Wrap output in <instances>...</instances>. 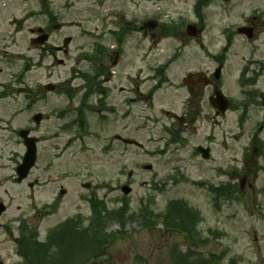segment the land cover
<instances>
[{"label": "rangeland", "instance_id": "rangeland-1", "mask_svg": "<svg viewBox=\"0 0 264 264\" xmlns=\"http://www.w3.org/2000/svg\"><path fill=\"white\" fill-rule=\"evenodd\" d=\"M193 2L195 0H0V69H3L0 81L8 82L24 73L23 80L26 83L32 84L34 88L42 87V93L47 95L40 97L33 109L32 114L36 110L45 117L38 132L45 138L38 146L37 163L23 182H17L15 168L21 161L25 147L19 143L17 134L4 128V122L10 119L11 114L17 113L16 109L20 107L17 103L24 107V101L18 98L15 103L0 100V114L5 115L0 118V202L7 207L1 223L11 230L8 232L0 229V260L7 262L18 259L15 256L13 237L19 234L20 227L26 225L28 230L36 229L40 242L46 239L51 228L67 218L80 215L84 223L81 231L87 233L88 238L95 237L102 241V264H174L169 256L174 245L180 246V257L186 254L187 247L191 248L189 254H199L190 261L186 258L188 263L218 258L215 264H264V70L255 84L250 85L253 76H246L248 88L256 90L260 97L248 111L244 109L243 126L239 124L240 109H231L213 119V111L208 106L206 114L212 117L201 121L197 132L189 127L184 131L181 142L171 144L167 129H172L175 114L182 112L184 97L175 96L178 83L171 81L174 77L172 71L168 70L166 75L171 78L158 92L159 95L149 105V109L147 102L129 105L133 111L128 116L123 115L119 109L117 116L112 118L115 126L110 130L100 128L98 115L89 111L88 133L86 131L82 137L78 136L79 130L76 128L64 132L59 130L63 121L72 120L76 116L75 108L81 94L87 93L88 87L93 85L94 64L87 57L94 55L100 39L107 47H116V37L111 32L118 30L121 24L131 25V30L122 38L123 50L118 54L126 63L119 68L124 66L127 72L134 67L136 74L138 67L143 66L139 59L143 55L142 47L149 46L152 51L147 54L145 64L153 66L173 60L171 66L176 70L180 64L189 66L193 71L207 73L215 70L223 61L222 87L233 104H240L244 100L240 85L243 66L247 62L264 63V21L260 23L256 37L248 40L237 32L238 27L246 24V21L222 18L219 7L224 8L223 4L215 1L205 12L206 19L201 22L203 33L192 38L186 34V27L198 22L190 14ZM9 4L15 7H12L13 11L6 19L3 14L6 15L10 9ZM46 4H49L57 18L54 23L56 27L52 28L54 45L64 46V39L72 38L69 46H64L66 52L55 49L52 54H48L30 49L32 34L29 30L43 28L46 24L47 17L43 8ZM256 7L264 10L263 1H238L239 12L256 13ZM27 12H33L35 16L27 20ZM211 12L214 14L210 15ZM151 13L164 16L157 17L160 21L153 19L150 22L157 24L155 29L149 31L155 32L156 36L149 34L145 38L137 32L141 26L139 19ZM15 24L22 30L17 31ZM165 25L174 31L167 29L168 35L161 34L160 28ZM225 30L230 31L228 34L231 35L232 45L231 48L226 47L224 57L218 58V61L216 57L226 45ZM7 42L10 43L9 47L4 45ZM25 56H31L33 65L26 74ZM80 72L90 75V80L80 78ZM117 72L119 76V70ZM145 75L136 79L145 81L141 91L155 85L153 81L142 80ZM47 83L56 86L65 83L62 90H75L77 95L75 101H72L75 104L71 105L63 91L57 94L46 91L43 87ZM119 86H125V83L114 81L110 97L123 104L124 109L127 106L123 103L125 93ZM91 93H94L92 88ZM94 96L88 104H96ZM8 104L11 106L7 107ZM197 107L203 109L205 102H198ZM3 109L7 114H4ZM56 111L64 112V118L55 117ZM30 114V111L22 113L14 121L13 127L25 125ZM58 133L59 139H51L52 135ZM115 133L140 142L142 148L114 140ZM255 134L260 138L263 154L260 148L254 152L250 150V142ZM109 139L115 141L111 149L106 147ZM68 141L70 144H67ZM203 142L212 148L209 160L195 155L196 147L203 145ZM147 165L153 168L145 170ZM246 165L250 167L251 174L248 171L242 174L237 172L244 170ZM254 165L261 166L262 170L253 172ZM130 171H133L132 177H128ZM245 177L246 184L242 191L227 200L214 198L209 192L211 185L219 186L230 181L240 189V183ZM30 183L35 186L30 188ZM84 183H90V189L84 188ZM125 183L132 187V192L126 196L121 191ZM155 187H158L156 192ZM62 189L66 193L56 206H52ZM92 194L97 195L95 201L98 206L100 203L104 207L103 215L119 209L127 202L128 220L122 223L117 218L107 219L103 221L101 229L88 230L92 215L88 197ZM151 197L154 200L148 206L149 212L139 215L140 205L144 206ZM171 201H183L186 206L199 212L200 221L194 232L197 244L191 241L186 244L180 235H167L169 239L173 238L170 244L160 241L167 238L162 236L165 235L162 212ZM51 210L53 212H49ZM131 213L135 215L130 217L133 215ZM78 234H81L79 230L76 231ZM69 249V246L62 247L61 251ZM82 256L78 254L77 261L71 257L72 260L67 264H89V260L82 263ZM183 261L180 258L179 263Z\"/></svg>", "mask_w": 264, "mask_h": 264}, {"label": "flooded vegetation", "instance_id": "flooded-vegetation-1", "mask_svg": "<svg viewBox=\"0 0 264 264\" xmlns=\"http://www.w3.org/2000/svg\"><path fill=\"white\" fill-rule=\"evenodd\" d=\"M154 1V0H153ZM162 1V0H159ZM215 1H220L223 4V7H219L222 12L219 13V15L224 18V19H228V20H232V19H239V20H245L246 24L243 25V27H247L252 29V33L253 36L256 37V35L259 33V29L261 27V22L264 21V10L261 8L263 7L261 5V7H256L255 9L257 10L256 13H248L247 11L244 12H239L238 9V1H242V0H195V2H193V4L190 7V14L196 17V21H198V26L199 27H203L201 25V21H203V19H206L207 17V10L208 8L211 6V3H215ZM263 1L264 0H258ZM183 3V2H182ZM184 4V3H183ZM7 6V4H5ZM10 9L7 11L6 15L3 14V17L6 18L7 15H9L10 12L13 11L12 7H15L14 4H9ZM218 7V4H217ZM213 12V11H212ZM210 13V15L214 14V13ZM25 15L27 16V20L29 18H33L35 16V14L33 12H27L25 13ZM209 15V16H210ZM1 16V14H0ZM47 17V22L44 25L43 28H37V29H33L30 28L29 32L32 34V37L30 38L29 42L31 43L30 49L33 50H40L41 52H46L48 54H52L53 50L55 51V49L59 52L64 51L66 52L67 49H65L62 46H56L54 45V39L52 41V31L49 28V26L56 27V25H54V14H50V15H45ZM154 16V17H151ZM164 15H162L161 13H159V15L154 14H149L147 16H143L141 17L142 24L139 27V29L137 30V32H140L144 35V37H148L149 34H151L152 37L156 36L155 32H149L150 31V22L154 19V21H160L159 18H162ZM159 17V18H157ZM182 17L184 19L183 16H179ZM178 17V18H179ZM3 18V19H5ZM7 19V18H6ZM15 19V18H13ZM12 19V20H13ZM178 20V19H177ZM8 25L9 27H11V24L8 21ZM15 29L17 31H21L22 29H18V26L15 24ZM129 25H127V29L129 30ZM121 32V34L123 33L122 30H119ZM129 32V31H128ZM127 32V33H128ZM39 33L43 36H47V42L44 45H38L35 44L38 40V35ZM125 33V34H127ZM8 38H13V37H9ZM123 38V37H122ZM11 39H7V40H11ZM37 40V41H35ZM102 39H100V41L97 43V78L95 81V88H94V95H90V96H86L84 94H81V98L78 102V105L75 108V113L76 116L69 121H63V123L61 124L59 130L61 132H64L65 130L70 131V129H78V133H85L87 131V128L89 126V120H88V113L89 111L91 112H95L98 117L99 120L101 122L100 124V128L103 129H112L115 126V123H113L112 118L114 116H117V112L119 109L122 110V114L125 116L131 115L133 108L131 106H134L136 103H143V102H147V107L149 109V105L152 103V101L156 98V96L159 95V91L162 89L163 85L166 84L167 82H169V79L166 72L172 71V77H177V79H172L171 81L173 82H177L178 85L175 88V90L177 89V94L175 95L177 97H184V103H183V110L182 112L177 115L175 117L174 120V125H176L175 130H176V136H177V143L182 141L183 138V134L184 131L187 130L189 127H193L194 130L197 132V127L199 125V123L201 121L207 120L208 118H216L217 116H223L224 114H221L218 112V110L214 109V107L211 105V101H214L215 95L218 94L219 91L223 92L224 95H226L228 97V95L225 93L224 88L222 87L223 82H222V70H223V64L222 62H220V65L218 67H221V72H220V79L216 78V72H217V68L210 72L207 73H203V71H193L191 70V68L189 66H181L180 64L178 65L177 70L174 69L173 66H171L173 60H169V61H165V62H160L157 64V66H153L150 65V63H146L145 60H147V54H150L152 49H150L149 47H142V49H144L143 51V55L139 56V59L142 61L143 66H139L137 69V73L134 74V67H132L130 69V71H125V69H123L124 66H121L119 68L120 65H122L123 60H121V57L118 53H121L123 49H119L118 46V41L116 40V47H107L106 45L103 44V42H101ZM101 42V43H100ZM7 44V45H6ZM9 42L4 43V45H6V47H9ZM149 49V50H146ZM27 57V61H26V67L27 70L25 71V74L31 69V67H33V65L31 64L32 59L31 56H25ZM118 68L119 70V76H118V70H114V68ZM242 70H244L243 72L245 73L246 76H253L254 79L250 82L251 84H255L256 81L258 82L259 77L261 76L263 70H264V63L263 62H256V63H250L248 66L242 68ZM143 72V74H142ZM243 73V74H244ZM146 74L142 80H149V81H153L154 82V86L150 87L148 90H140L142 88V85L145 81L141 82V81H137L136 79L138 77H141L142 75ZM242 74V75H243ZM3 75V69H0V76ZM115 78V80H114ZM114 81H117L118 84L121 83H125V86H119L120 90L123 91V93H125L124 99H123V103H125L127 106L123 109V104H119L118 102H116L115 100H112L110 97V93H111V89L113 87V83ZM50 83H47L43 88L47 91V89H50L51 92H54L55 94L57 93H62L63 89L65 88V86H63L65 83H63V85H48ZM52 85V86H51ZM244 85L246 87H248V79L245 78L244 79ZM0 86H2V90L0 92V100L2 102H10L12 101L13 103H15L17 101V98L19 99V101H24V107L17 103V106L20 105L19 108L16 109V114H11L10 115V119H6L4 122V128H8V131L17 135H21L22 131H28L29 134L31 135V137L36 138L37 140V145L39 146L43 141H44V136L41 134H38L40 128L42 127V124L44 123V115L42 113H38V111H34L35 113H33V109L36 106L38 99L40 97H44L47 95H44V93H42V87L41 88H34L32 84H28L25 82V80H23V75L22 76H16L13 77V79L11 81L8 82H1L0 81ZM13 86V87H12ZM63 86V87H62ZM68 90V89H67ZM247 91H253V90H247L243 89L242 94L243 96L245 95V93ZM67 95V94H66ZM77 94H71V97L69 98V101H71V105H74L75 102V96ZM253 95H258L253 94ZM68 96V95H67ZM94 96V98L96 99V104H88L87 102L91 99H93L92 97ZM260 96V94H259ZM198 102H200V104L205 102V107L202 108H198ZM131 105V106H129ZM7 107H10L11 105H6ZM210 107V109H212L213 111V115H207L205 109L207 107ZM4 114H7L6 110L3 109ZM27 111H30L31 114L28 116L25 125L21 124L19 127L14 128L13 127V123L17 118H20L22 113H26ZM209 112V111H208ZM64 112L63 113H59L58 111H56V113H54L55 117H58L59 119H63L64 118ZM5 115L0 114V118L3 117ZM6 126V127H5ZM5 130V129H4ZM7 131V130H5ZM88 133V131H87ZM208 137H210V135H207ZM60 137V133H58L57 135H52L51 139H59ZM119 135L117 133H115L114 135V140L116 141H120L119 140ZM9 139H11V137H9ZM113 139H109L107 140L109 142L108 145H106V147L108 149H111L114 145V140ZM122 142V141H121ZM184 142V141H183ZM20 144L24 145V141L22 139H20L19 141ZM257 144L261 145L260 148V152L261 154H263V147H262V143L259 140V142H256ZM200 146H204L205 148H210L212 150L211 147H209L208 143H204L203 145H198L196 147V152H198V147ZM199 153V152H198ZM248 174H251L252 171L249 170ZM240 176V175H239ZM246 178V177H245ZM246 180V179H245ZM246 184V181H245ZM241 187V186H240ZM243 187L240 188V191H242L241 189H243ZM82 225H84V223H77L75 224V226L77 227H81ZM93 223H88V227L93 226ZM184 225L186 227H189L191 229V231H175V230H169V229H165L164 234L162 235L164 238L167 237L166 239H162L160 241H167L168 244H170L172 242V239H169V237L167 235H180L183 239L188 236H195L193 231V222L192 221H186L184 223ZM103 226V224L98 225L97 228L101 229ZM75 227V228H77ZM103 231V230H102ZM100 231L102 234L103 232ZM80 232H82L80 230ZM74 236L75 237H68L65 239V247L69 246L71 249H69V251H65L67 256H64V259H59L58 261H67L66 257L68 258V262L70 263V259L71 257H75V261H77V255L78 254H83V256L81 257V261L82 263H84L86 260H89V264H102V255H103V245H102V241H99L95 238H88V234L83 233V234H78L76 235V232H74ZM177 237V236H175ZM104 241H107L106 239ZM62 242V240H54L51 241V238H46L44 239V241H42V246L40 248H34L33 252L35 256H38V254L40 253L39 257L41 260H46L48 263L51 261V258L55 257L58 259V257H63L61 254L58 253L59 248L55 246V244ZM69 243V244H66ZM71 243L73 244V246L71 245ZM17 244V243H16ZM63 246V248H65ZM176 251L174 249H172L169 254L173 253ZM56 253V254H55ZM86 254V255H85ZM54 255V256H52ZM18 259L14 260V261H7L4 262L2 260H0V264H22L24 263V260L21 256H19L18 254L15 255Z\"/></svg>", "mask_w": 264, "mask_h": 264}, {"label": "trees", "instance_id": "trees-1", "mask_svg": "<svg viewBox=\"0 0 264 264\" xmlns=\"http://www.w3.org/2000/svg\"><path fill=\"white\" fill-rule=\"evenodd\" d=\"M85 79H90L91 76L89 75H82ZM232 187H229V188H226L228 190H232L234 191V188ZM214 191L218 194V195H222L223 194V189H220V188H216L214 189ZM183 207V208H182ZM180 207L179 205L175 204V203H172L170 204V206L168 207V212L167 214L165 215L164 217V220L165 221H168V222H185L187 221V213H189L186 209V211H184V207L185 206H182ZM128 203H124V205L119 208L118 210H115V211H111L109 213H106L105 215H103V210H104V207H102V204L99 203V206L98 204L95 202L94 203V206H93V210H94V215H95V221L97 222H103V221H106L107 219H112V218H117L119 219L122 223L126 222V219L127 218V215H128ZM182 211L184 212L182 214ZM141 214L143 213H146V212H149L147 207H144L142 208V210L140 211ZM192 213V212H191ZM135 214L131 215L130 217H133ZM140 215V214H139ZM133 219V218H132ZM183 230H187V228L185 227H182ZM36 236L33 234V230L32 231H28L27 229H24L22 231V238H35ZM55 237L59 238L60 240H62V242L60 243H57L58 246H59V251H60V254L64 257L65 256V253L64 251H61V248L64 246L65 247V239L70 237L67 235V231H64L63 228L55 235ZM71 238V237H70ZM24 245V248L23 250L21 251V253L30 259L31 261V264L33 263L32 260L34 261V258L36 257L33 252L31 251H28L26 249V247H31V243L29 242H24L23 243ZM40 258V257H39ZM38 258L37 260V263L40 262V259ZM32 259V260H31ZM66 259L68 260V258L66 257ZM217 261V259H211V260H206L204 262H199V263H193V264H215ZM69 262L67 261H56L54 264H67ZM40 264H48V263H45V262H42Z\"/></svg>", "mask_w": 264, "mask_h": 264}, {"label": "water", "instance_id": "water-1", "mask_svg": "<svg viewBox=\"0 0 264 264\" xmlns=\"http://www.w3.org/2000/svg\"><path fill=\"white\" fill-rule=\"evenodd\" d=\"M247 28H242L240 29V33H243L246 31ZM188 32L190 36H195L196 35V27L195 26H189L188 27ZM247 34V33H246ZM249 37H252V35H248ZM71 39L68 38L65 40V45H68L70 43ZM41 43H44V40L41 39ZM220 75V69H218L216 77L218 78ZM213 104L216 108H218L222 113H224L227 109L228 106L230 105L229 101L226 100L224 95L219 92L217 94V98L213 101ZM22 135L25 138V144L27 146V152L25 154V157L23 159L22 164L17 168V173L19 175L18 181H22L25 179L31 170V168L34 166V163L36 161V144L34 139L27 138V131L23 132ZM126 143H131L132 141L130 140H125ZM208 151L204 152V158H208ZM147 169H150L151 166L146 167ZM123 192L125 194H129L131 192V189L127 186L123 187ZM5 207L1 204L0 205V216L4 212Z\"/></svg>", "mask_w": 264, "mask_h": 264}]
</instances>
